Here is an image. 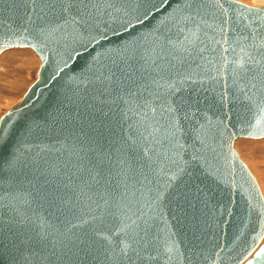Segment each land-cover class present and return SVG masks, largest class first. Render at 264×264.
Returning a JSON list of instances; mask_svg holds the SVG:
<instances>
[{"label":"water","instance_id":"1","mask_svg":"<svg viewBox=\"0 0 264 264\" xmlns=\"http://www.w3.org/2000/svg\"><path fill=\"white\" fill-rule=\"evenodd\" d=\"M35 78L0 115V264H264V6L0 0Z\"/></svg>","mask_w":264,"mask_h":264},{"label":"rangeland","instance_id":"2","mask_svg":"<svg viewBox=\"0 0 264 264\" xmlns=\"http://www.w3.org/2000/svg\"><path fill=\"white\" fill-rule=\"evenodd\" d=\"M264 6V0H239ZM37 56L28 48H10L0 53V115L12 106L35 78ZM233 147L251 171L264 197V138H237Z\"/></svg>","mask_w":264,"mask_h":264},{"label":"bare ground","instance_id":"3","mask_svg":"<svg viewBox=\"0 0 264 264\" xmlns=\"http://www.w3.org/2000/svg\"><path fill=\"white\" fill-rule=\"evenodd\" d=\"M251 172V171H250ZM257 181V180H256ZM259 186V185H258ZM260 189V188H259ZM261 191V190H260ZM261 194H262V192H261ZM263 196V195H262ZM264 198V197H263Z\"/></svg>","mask_w":264,"mask_h":264}]
</instances>
